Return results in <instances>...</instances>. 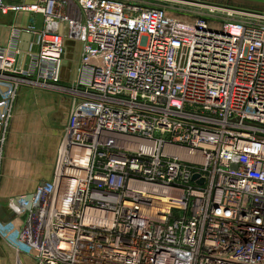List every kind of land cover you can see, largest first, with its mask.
<instances>
[{"label":"built area","instance_id":"2783aa9c","mask_svg":"<svg viewBox=\"0 0 264 264\" xmlns=\"http://www.w3.org/2000/svg\"><path fill=\"white\" fill-rule=\"evenodd\" d=\"M17 1L0 0L1 21L28 18L5 25L0 84L68 90L72 109L51 180L0 207L17 218L16 251L264 264V11L200 2L205 16L184 20L164 0Z\"/></svg>","mask_w":264,"mask_h":264},{"label":"rangeland","instance_id":"374dc122","mask_svg":"<svg viewBox=\"0 0 264 264\" xmlns=\"http://www.w3.org/2000/svg\"><path fill=\"white\" fill-rule=\"evenodd\" d=\"M181 1L164 0L162 6L166 9L167 14L174 18L193 20L196 17L203 18L205 16L207 12L205 7L201 8L189 1ZM6 2L8 4L19 1L6 0ZM67 59L70 63V68L63 70L64 85H68L70 82L69 72L71 71V66L73 68V64L74 67L76 66L78 55L75 52L71 53L67 56ZM21 91H23L22 94L21 92L18 94L16 92L12 102L9 103L3 124L5 135L0 159V176H4L7 179H0V207L7 206L10 196H17L23 192L33 190L41 180H51L56 165L60 137L63 134L72 109V98L68 90L60 92L28 86L22 88ZM39 97L51 98L50 101L55 99L60 102L56 116L51 112L48 115L46 113L45 124L39 120L40 108L42 107L38 101ZM51 117H55V120L53 121ZM54 127H56L57 132L60 134L55 141L54 154L52 157L49 156L50 159L47 158L46 161L40 160L38 162L34 151L38 143L37 132L42 131L44 128L48 132L50 129L53 130ZM22 146L28 147L29 150L25 151V156H32L34 152V157L29 156V159L25 160L24 154H20L17 151L22 149ZM6 154L9 160L5 164ZM26 172L30 173L29 179H15L16 176L22 177L27 175ZM9 175L12 176V179L9 178ZM8 215H10V218L7 220H5L4 216H0V264H32L26 253L16 251V249L22 250V247L16 241L17 224L15 220L17 218L11 213Z\"/></svg>","mask_w":264,"mask_h":264},{"label":"crops","instance_id":"0c3cea01","mask_svg":"<svg viewBox=\"0 0 264 264\" xmlns=\"http://www.w3.org/2000/svg\"><path fill=\"white\" fill-rule=\"evenodd\" d=\"M200 2H208L211 4H218L221 6H226V7H230V8H235V9H240V10H244V11H250V12H263L264 11V0H199ZM0 22H2L0 26V43L5 41L6 36H7V28H6V24H10L11 22H15L21 25H25L28 23V18L26 16H8L7 18H5L4 20H0ZM24 87H28L25 85H21L17 88H14L12 85H6V84H0V137L2 134L5 135V127H3L4 124V119H5V115L8 111V105L9 103L12 102L16 92L17 94L19 92H22V88ZM33 88V87H32ZM48 99V100H47ZM51 99V98H50ZM49 98H43V97H39L38 101L40 102V104L42 105V107L40 108V116H39V120L42 121L45 124V118L46 116L51 112L54 113L56 116V113L58 112V107H60V102L56 101L55 99H53V101H50ZM48 106V107H47ZM47 113V115H46ZM52 120L54 121L55 117H51ZM49 121V120H48ZM47 124V122H46ZM58 135H60L57 132L56 127H54V129H50L48 132H46L45 128L42 131H38L37 132V136H38V143H37V147L35 148V158L38 159V162H40V160L42 161H46V159H50L49 156L52 157V155L54 154V150H55V146H56V140L58 138ZM5 151V150H4ZM18 152H20V154H24L25 156V151H29L28 147L22 146V149L17 150ZM6 153V151H5ZM18 155V154H17ZM31 156V155H29ZM29 156H25V160L29 159ZM20 157V155H19ZM32 158L34 157V152L31 156ZM36 159V160H37ZM9 158L6 154L5 156V164L6 161L8 162ZM4 163V162H3ZM4 164V165H5ZM27 175H24L22 177L16 176L15 179H29L30 178V173L26 172ZM25 173V174H26ZM1 175V173H0ZM7 177V176H6ZM5 177L0 176V179H4ZM9 178L12 179V176L9 175ZM7 179V178H5ZM13 196V195H12ZM10 196V197H12ZM9 197V198H10Z\"/></svg>","mask_w":264,"mask_h":264},{"label":"water","instance_id":"95a60500","mask_svg":"<svg viewBox=\"0 0 264 264\" xmlns=\"http://www.w3.org/2000/svg\"><path fill=\"white\" fill-rule=\"evenodd\" d=\"M185 1H189L191 3H200L199 0H185ZM30 39H31V36L29 34L23 33L21 35V44H20V50L21 51L26 52L28 50ZM196 177L197 176H194L193 180H195Z\"/></svg>","mask_w":264,"mask_h":264},{"label":"bare ground","instance_id":"6f19581e","mask_svg":"<svg viewBox=\"0 0 264 264\" xmlns=\"http://www.w3.org/2000/svg\"><path fill=\"white\" fill-rule=\"evenodd\" d=\"M61 166L69 167V165H61ZM69 168H70V167H69ZM66 173L69 174V173H71V171H70L68 168H66Z\"/></svg>","mask_w":264,"mask_h":264}]
</instances>
